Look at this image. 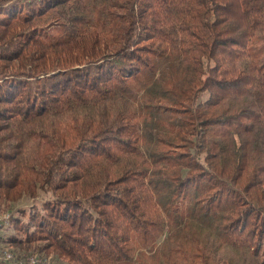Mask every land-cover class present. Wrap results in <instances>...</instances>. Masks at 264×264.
I'll return each instance as SVG.
<instances>
[{"label":"trees","instance_id":"16d2710c","mask_svg":"<svg viewBox=\"0 0 264 264\" xmlns=\"http://www.w3.org/2000/svg\"><path fill=\"white\" fill-rule=\"evenodd\" d=\"M24 197L21 258L264 264V0H0V203Z\"/></svg>","mask_w":264,"mask_h":264},{"label":"rangeland","instance_id":"374dc122","mask_svg":"<svg viewBox=\"0 0 264 264\" xmlns=\"http://www.w3.org/2000/svg\"><path fill=\"white\" fill-rule=\"evenodd\" d=\"M36 201L28 198V197H24L22 198L21 200H19L18 202H15V203H12L10 204L9 206H5L3 204L0 203V217L1 216H4V214H9L10 216L12 215H20V217L22 218H25L22 213L20 214V210H26L28 211L31 206L33 204H35ZM14 232L13 228L12 227H6L3 229L2 231V236L3 238L5 237H8L10 234H12ZM6 246V245H5ZM7 248H9L13 253H15V260L13 262H5L3 264H19V261L21 262L22 258L21 256L22 255H18L19 253L23 252L19 249L18 246H16L15 244H12V245H8L6 246ZM30 253H32L30 251ZM23 254V253H22ZM31 255H35L38 260H39V264H53V260L51 257L49 258H44L40 255H36L34 253H32ZM23 257V256H22ZM57 262V261H56ZM64 262L62 261H59V264H62Z\"/></svg>","mask_w":264,"mask_h":264},{"label":"built area","instance_id":"2783aa9c","mask_svg":"<svg viewBox=\"0 0 264 264\" xmlns=\"http://www.w3.org/2000/svg\"><path fill=\"white\" fill-rule=\"evenodd\" d=\"M10 215L4 214L0 217V264L5 262H13L15 260V253H13L9 248H7L3 241L1 240L2 231L10 223ZM19 264H39V260L35 255H30L26 258H22Z\"/></svg>","mask_w":264,"mask_h":264}]
</instances>
